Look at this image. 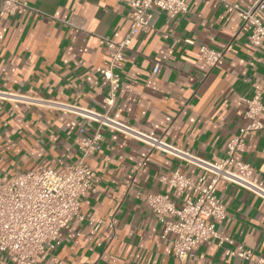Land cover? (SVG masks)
Returning <instances> with one entry per match:
<instances>
[{
    "label": "crops",
    "instance_id": "obj_1",
    "mask_svg": "<svg viewBox=\"0 0 264 264\" xmlns=\"http://www.w3.org/2000/svg\"><path fill=\"white\" fill-rule=\"evenodd\" d=\"M25 1L34 10L0 13V175L8 179L78 161V138L98 126L79 110L106 112L109 86L97 67L109 58L98 37L119 41L130 23L122 0ZM223 1L246 9L255 0ZM187 4V12L172 19L152 10L149 26L135 35L120 64V86L106 113L188 155L217 162L246 123V100L257 92L264 105V50L249 44L240 18L221 0ZM200 45L224 50L221 63L209 70L198 57ZM258 119L264 123V111ZM99 130L100 148L86 159L95 178L80 196V216L40 264H247L224 254L235 244L264 256V200L219 181L216 192L227 217L216 229L233 243H199L179 262L173 234L162 236L145 195L169 192L160 177L176 169L194 179L202 170L120 132ZM240 158L264 182V128L246 140ZM183 197L174 198L177 205ZM94 220L101 223L96 227ZM0 264H13L9 254L0 252Z\"/></svg>",
    "mask_w": 264,
    "mask_h": 264
},
{
    "label": "built area",
    "instance_id": "obj_2",
    "mask_svg": "<svg viewBox=\"0 0 264 264\" xmlns=\"http://www.w3.org/2000/svg\"><path fill=\"white\" fill-rule=\"evenodd\" d=\"M1 14L34 10L25 0H0ZM129 9V28L124 37L113 40L107 36L98 37L99 43L108 51V62L97 67L98 73L107 81L108 91L104 97L106 112L110 109L120 86L118 69L130 50L132 39L143 28L149 26L154 8L164 11L172 19L187 12V0H122ZM205 1V0H203ZM228 12H235L241 20V29L247 31L251 46L264 50V0H255L243 9L236 3L223 1ZM224 50L208 45L198 47V57L211 70L223 58ZM156 62L151 74L157 72ZM264 111L260 94L255 93L246 100L241 126L225 144L224 156L217 162H210L178 150L149 134L138 131L109 117L107 113L79 110L84 118L95 121L98 126L91 136H80L77 140L80 152L76 163L59 169L45 167L37 171L16 174L12 179L0 175V252H6L13 264H40L42 254L58 241L62 230L80 216V196L94 181V171L86 159L100 148V128L120 132L162 152L171 154L202 170L203 174L191 178L178 169L169 176H161L169 192L149 193L145 203L161 225L162 236L173 234V255L179 262L192 256L195 245L204 243L223 246L233 241L218 232L216 223L227 217L225 206L216 192L217 183L226 181L235 184L264 200V182L253 174V168L240 158L246 140L264 128L258 116ZM184 194L181 204L174 198ZM97 227L101 221L90 222ZM224 254L237 257L247 264H264V256L256 254L243 244L224 248Z\"/></svg>",
    "mask_w": 264,
    "mask_h": 264
}]
</instances>
